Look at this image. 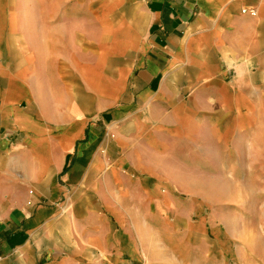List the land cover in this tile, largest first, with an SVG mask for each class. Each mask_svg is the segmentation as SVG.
Instances as JSON below:
<instances>
[{
  "label": "crops",
  "instance_id": "0c3cea01",
  "mask_svg": "<svg viewBox=\"0 0 264 264\" xmlns=\"http://www.w3.org/2000/svg\"><path fill=\"white\" fill-rule=\"evenodd\" d=\"M259 243L264 0H0V264Z\"/></svg>",
  "mask_w": 264,
  "mask_h": 264
},
{
  "label": "rangeland",
  "instance_id": "374dc122",
  "mask_svg": "<svg viewBox=\"0 0 264 264\" xmlns=\"http://www.w3.org/2000/svg\"><path fill=\"white\" fill-rule=\"evenodd\" d=\"M256 246L258 247V249H261V247H263L264 244L259 243V244H256ZM261 254H263V257H260L261 255H259V257L258 258L256 257V259H252V257L248 255L244 259L243 263L244 264H264V253H261ZM211 264H225V261L221 260L220 258L219 250L213 249ZM227 264H235L234 257H229L227 260Z\"/></svg>",
  "mask_w": 264,
  "mask_h": 264
},
{
  "label": "built area",
  "instance_id": "2783aa9c",
  "mask_svg": "<svg viewBox=\"0 0 264 264\" xmlns=\"http://www.w3.org/2000/svg\"><path fill=\"white\" fill-rule=\"evenodd\" d=\"M244 13H249L250 15L254 16L257 14V10L254 8H244L243 9Z\"/></svg>",
  "mask_w": 264,
  "mask_h": 264
}]
</instances>
